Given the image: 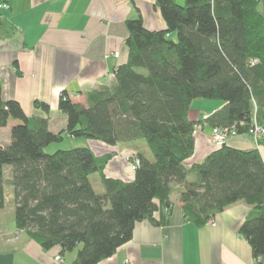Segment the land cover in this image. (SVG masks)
<instances>
[{"label":"trees","instance_id":"16d2710c","mask_svg":"<svg viewBox=\"0 0 264 264\" xmlns=\"http://www.w3.org/2000/svg\"><path fill=\"white\" fill-rule=\"evenodd\" d=\"M155 4L166 27L147 29L140 16L125 21L128 57L115 69L114 82L86 92L85 104L61 92L58 110L66 115L61 130H49L48 117L27 115L17 100L4 101L0 82V128L18 120L10 141L0 142V208L5 185L11 186L19 230L43 249L58 246L61 255L75 251L72 264H97L132 238L136 222L148 218L164 224L175 202L185 221L200 226L243 201L251 210L239 233L252 256L262 259L259 150L223 143L191 165L185 159L194 153L198 124L188 116L194 99L221 102L204 119L210 127L239 134L247 133L254 120L264 126V0ZM34 102L49 112L46 102ZM65 135L110 145L141 141L150 158L137 151L129 181L105 176L111 153L94 155L87 145L46 152ZM96 172L103 192L92 186L90 175Z\"/></svg>","mask_w":264,"mask_h":264},{"label":"crops","instance_id":"0c3cea01","mask_svg":"<svg viewBox=\"0 0 264 264\" xmlns=\"http://www.w3.org/2000/svg\"><path fill=\"white\" fill-rule=\"evenodd\" d=\"M155 1L0 0L10 5L1 10L2 99L17 100L27 115L48 117L49 130H61L66 125V115L58 110L61 92L85 104L86 92L114 82L115 69L128 57L127 19L140 16L150 30L166 27ZM35 100L46 102L49 112L36 107ZM196 106L188 113L199 127L194 131V153L185 159L187 165L215 149L211 128L204 119L222 105L217 100H207ZM16 123L9 119L6 127L0 128L2 144L10 141V128ZM259 140L249 133H239L226 143L236 149L257 148L264 161V142ZM76 142L73 145L89 146L94 155L112 152L103 170L109 177L129 181L134 172L126 158L139 150L150 158L141 141L116 145L92 139L84 144ZM9 202L11 205L4 202L0 208V264H58L54 258L60 248L43 249L19 230L14 223L12 196ZM250 210L247 203L236 202L214 214L212 221L196 226L183 219L180 203L175 202L164 224H155L148 218L136 222L132 238L97 264H264V258L252 256L248 240L239 233ZM62 256L72 264L76 254L70 251Z\"/></svg>","mask_w":264,"mask_h":264},{"label":"built area","instance_id":"2783aa9c","mask_svg":"<svg viewBox=\"0 0 264 264\" xmlns=\"http://www.w3.org/2000/svg\"><path fill=\"white\" fill-rule=\"evenodd\" d=\"M9 7L10 5L6 2L0 3V11L2 9H8ZM117 53H118L117 51L114 52L115 55H117ZM198 127L199 126L196 125L195 128L197 129ZM210 128H211V139L215 146L226 143L229 137L237 135L235 133V130L231 129L230 127H220V126L215 125ZM248 133L252 135L256 140L262 139L264 138V126L260 125L259 123L257 124L254 120L247 134ZM126 159L127 161H130L131 169L133 170L135 166L137 165V160H132L133 156H129ZM209 221H212V219H210ZM54 259L58 264H68L65 262L63 256L59 252L56 253V256Z\"/></svg>","mask_w":264,"mask_h":264},{"label":"rangeland","instance_id":"374dc122","mask_svg":"<svg viewBox=\"0 0 264 264\" xmlns=\"http://www.w3.org/2000/svg\"><path fill=\"white\" fill-rule=\"evenodd\" d=\"M207 100H213V99H194L193 101H192V104H191V108H196L197 106L196 105H198L199 103H201V102H203V101H207ZM215 100V99H214ZM196 102V103H195ZM12 120V119H11ZM17 122H18V120H17ZM11 124H13V123H10V125ZM17 124V123H16ZM0 137H1V139L3 138V136L2 135H0ZM10 138V137H9ZM76 141H80V142H82L83 144L84 143H87V139L86 138H82V137H73V138H68V136L67 135H65L64 136V138L62 139V141H60V142H51V144H49V145H47V147L45 148V150H46V152H48V153H51L52 151H54V150H57L58 148L56 147V145L57 146H59L60 147V149H62V148H70V147H73V146H82V145H73V144H77V142ZM76 142V143H75ZM140 143H142V142H140ZM136 144H138L137 142H136ZM106 153H111L112 154V152H106ZM105 153V154H106ZM131 156H134V155H131ZM99 174L96 172V173H92L91 175H90V179H91V183H92V186H93V188L95 189V191L97 192H103V190H104V188H100V185H101V183H100V176H98ZM11 186H6L5 185V190H4V192H5V202H6V206H8V205H11L10 203L11 202H9V197L10 196H12V193H11V191L9 192V188H10ZM7 207H5V209H6Z\"/></svg>","mask_w":264,"mask_h":264},{"label":"water","instance_id":"95a60500","mask_svg":"<svg viewBox=\"0 0 264 264\" xmlns=\"http://www.w3.org/2000/svg\"><path fill=\"white\" fill-rule=\"evenodd\" d=\"M81 247H82V244H79V245H78V248H81Z\"/></svg>","mask_w":264,"mask_h":264}]
</instances>
